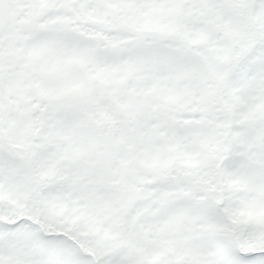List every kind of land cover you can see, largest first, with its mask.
Returning a JSON list of instances; mask_svg holds the SVG:
<instances>
[{"label": "snow or ice", "instance_id": "obj_1", "mask_svg": "<svg viewBox=\"0 0 264 264\" xmlns=\"http://www.w3.org/2000/svg\"><path fill=\"white\" fill-rule=\"evenodd\" d=\"M0 264H264V0H0Z\"/></svg>", "mask_w": 264, "mask_h": 264}]
</instances>
